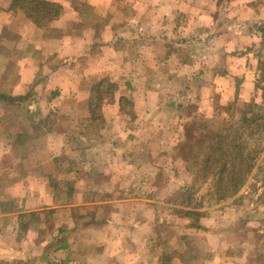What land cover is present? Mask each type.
Masks as SVG:
<instances>
[{
	"label": "rangeland",
	"instance_id": "1",
	"mask_svg": "<svg viewBox=\"0 0 264 264\" xmlns=\"http://www.w3.org/2000/svg\"><path fill=\"white\" fill-rule=\"evenodd\" d=\"M120 1L125 2L116 0ZM9 2L7 0L8 7ZM129 4L130 1L126 5ZM254 4L261 5L262 0L252 1ZM105 21V18H98L96 22L101 24ZM53 34L54 31H49L46 35ZM22 41L9 29L0 32V91L11 92L17 83L18 66L13 58L21 56L25 50ZM35 53L32 61L40 71L27 97L22 98L24 100L19 104L0 101V139L5 141L6 138L12 146L14 134H29L31 138L26 142L16 143L20 150L18 156H25L39 148L60 146L59 140L62 139L58 135L66 134V145H61L64 150L59 151V154H66L65 157L62 155L66 162L63 165L66 175L63 182L61 180L64 202L68 203L73 189L78 193L76 209H79L76 213L72 209L64 212L66 224L74 226L65 236L67 241L73 242V249L55 252L37 245L28 251L25 260L0 261V264H48L51 260L56 261L54 264L63 261L65 264H264V154L254 166L246 185L238 194L223 201H217L216 185L196 178L190 165L187 168L184 162L188 154L186 136L193 125L213 119L212 127L221 128L224 112L234 102H218L216 99L205 102V105H198L200 102H170L171 106L165 102L158 108L154 104L143 105L137 113L142 112L144 117L133 121V104L132 107L125 104V113H120L116 104L120 95L128 93L121 86L125 72L120 70V58H110L108 51L102 52L101 58L85 55L63 59L57 53ZM261 65L255 80L260 91L257 92L258 101H235L238 105L254 103L261 105L264 111V66ZM103 77L114 84L108 94L100 97L99 109L95 110L91 121L87 104L94 101V97L89 88ZM147 109H150L149 115ZM206 111L209 113H204ZM127 120L137 124H128ZM140 125L143 128L137 130ZM112 131L113 134L139 131L138 147L143 150V156L136 160L129 158L139 164V170L121 173L118 177L123 178L122 184L114 183L112 186L114 197L129 199L120 205L122 217H117L110 225L133 229L127 237L123 236L121 242L118 239L120 235L105 232L103 228L105 216L112 215L109 212L113 213V210L115 213V207L89 204L112 197V193L104 190L106 179L99 180L103 187L95 188L81 174V171L87 173L92 170L85 165L89 153L84 157L82 152L104 143V133ZM8 135L13 138L8 140ZM115 143L120 146L118 141ZM260 144H264V138ZM51 151L56 154L54 149ZM121 164H110L113 174L123 166ZM46 169L50 172L55 170L53 166ZM61 170L59 167L60 177ZM121 170L125 171L124 167ZM75 174H78L77 180L72 179ZM113 179L109 178L107 182ZM4 204L7 207L8 204ZM189 211L195 216L184 214ZM52 220V214H48L45 225L50 228L54 224ZM42 232L36 239L38 243L43 239L55 242L52 235H48V229ZM109 238L116 242V249L105 250L104 245L98 250L94 248Z\"/></svg>",
	"mask_w": 264,
	"mask_h": 264
},
{
	"label": "crops",
	"instance_id": "2",
	"mask_svg": "<svg viewBox=\"0 0 264 264\" xmlns=\"http://www.w3.org/2000/svg\"><path fill=\"white\" fill-rule=\"evenodd\" d=\"M45 1L59 4L61 12L46 26L37 27L22 12L8 10L7 0H0V32L9 29L25 44L22 55L13 58L18 66L13 94H24L32 87L40 71L32 61L34 52L57 53L64 59L85 55L101 58L102 52L108 51L110 58L122 60L120 70L125 76L121 86L127 87L132 99L133 121L144 117L142 112L137 113L143 105L157 107L165 102L170 106V102L205 105V102L216 99L218 102L258 101L255 80L260 74L259 63L264 61L261 53L264 51V36L259 29L264 31V0L257 6L252 5L254 0ZM128 1L130 4L126 5ZM98 18L106 21L97 24ZM49 31L55 34L47 36ZM147 111L149 115L150 109ZM127 121L128 124H137ZM142 128L140 125L137 130ZM138 136L139 131L104 133V143L98 145L100 148L90 147L82 152L84 157L89 153L85 165L92 169L87 173L81 171L82 176L95 188L103 187L99 180L106 179L104 190L112 193L106 201L94 200L89 204L115 207V213L113 210V213L109 212L112 215L105 216L103 228L105 232L120 235V242L133 229L110 225L120 216V205L129 199L114 197L112 186L122 184L123 178L118 177L121 173L139 170V164L130 161L143 156V150L138 147ZM9 138L11 136H7ZM58 138L62 139L59 140L60 146L39 148L25 156H18L20 150L16 145H9L6 138L5 141L0 139V261L25 260L28 251L37 245L55 252L73 249V242L67 241L65 236L74 226L66 224L64 212L71 209L74 213L79 212L76 209L78 193L72 189L71 198L65 204L61 180L63 182L66 175L63 168L66 162L62 160V155L65 157L66 154H59V151L64 150L61 145H66L67 136L63 133ZM114 141L120 146L113 144ZM53 149L56 154L52 153ZM112 162L123 165L114 174L110 168ZM36 164L40 168H36ZM48 166H53L54 172L48 171ZM122 167L125 171L121 170ZM78 174L72 179L77 180ZM109 178L114 179L107 182ZM4 203L8 204L7 207L3 206ZM48 214H52L54 222L50 228L45 225ZM20 224L23 226L20 230L22 237L18 238ZM45 228L55 242L36 241ZM115 244L109 238L94 248L98 250L104 245L105 250H113ZM58 263L65 264V261Z\"/></svg>",
	"mask_w": 264,
	"mask_h": 264
},
{
	"label": "trees",
	"instance_id": "3",
	"mask_svg": "<svg viewBox=\"0 0 264 264\" xmlns=\"http://www.w3.org/2000/svg\"><path fill=\"white\" fill-rule=\"evenodd\" d=\"M76 6L79 5L76 4ZM9 10L22 12L34 25L44 27L59 16L61 6L45 0H10ZM259 29L264 36L263 28ZM259 65L264 66V63L260 61ZM113 84L114 82L110 79L103 78L90 87V93L94 97V101L87 105L91 121L95 117V110L99 109L100 97L104 93L108 94ZM31 90V88L28 89L24 94L0 91V101L19 104ZM129 97L127 92L118 97L116 104L121 113H125L123 111L125 104L132 107ZM204 118L207 117L204 116ZM222 122V127L219 129L212 127L213 119L199 125L194 124L186 136L188 154L186 158L184 157L186 167L190 165L192 174L195 173L196 178L202 181L209 180L211 184L216 185L217 201H223L238 194L249 180L257 161L264 154V144L262 146L260 144L264 138V111L261 105L254 103L238 105L234 101L227 106ZM29 138H31L29 134H14L13 145L22 144ZM261 162L260 160L259 163ZM184 214L188 217L195 216L190 211ZM21 228L23 226L20 224L18 238L22 237ZM55 262L51 260L48 264Z\"/></svg>",
	"mask_w": 264,
	"mask_h": 264
}]
</instances>
